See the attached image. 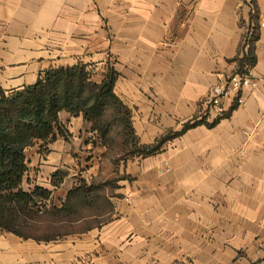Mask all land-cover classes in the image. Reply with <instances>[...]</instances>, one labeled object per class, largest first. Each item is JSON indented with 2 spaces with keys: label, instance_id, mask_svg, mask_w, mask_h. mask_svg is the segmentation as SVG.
<instances>
[{
  "label": "crops",
  "instance_id": "obj_1",
  "mask_svg": "<svg viewBox=\"0 0 264 264\" xmlns=\"http://www.w3.org/2000/svg\"><path fill=\"white\" fill-rule=\"evenodd\" d=\"M263 17L264 0H0L5 92L78 62L94 65L99 82L109 64L139 144L189 124L159 152L116 163L109 189L94 162L105 148L82 115L61 110L66 140L48 143L47 156L25 150L22 186L51 191L41 212L83 180L96 187L87 200L73 196L67 212L50 214L94 208L98 194L111 215L61 237L0 229V264H264ZM250 46L254 62L241 68ZM247 71L258 81L243 103L224 98L219 118L204 110L210 87Z\"/></svg>",
  "mask_w": 264,
  "mask_h": 264
},
{
  "label": "trees",
  "instance_id": "obj_2",
  "mask_svg": "<svg viewBox=\"0 0 264 264\" xmlns=\"http://www.w3.org/2000/svg\"><path fill=\"white\" fill-rule=\"evenodd\" d=\"M254 56L252 47L247 55L238 61L242 68L252 65ZM94 65L78 62L71 66L50 67L39 74L37 80L8 94L0 88V199L20 204L29 211L44 207V201L49 198L50 190L33 186L26 190L22 186L25 164V149L34 141L40 142L41 148L58 137L67 138V132L59 121V112L65 110L73 116L82 115L90 123V130L100 144L105 143L117 125L121 126L124 135L122 145L130 146L128 156H148L160 151L167 140L178 136L180 132L160 137L151 145L139 144L131 125L130 109L115 95L113 85L118 76L117 71L107 65L101 81L92 79ZM62 173H56L52 180L53 186H58ZM94 186H86L82 181L75 189L68 192L66 200L59 210L68 211V201L73 197L83 200L94 190ZM2 210H0L1 212ZM12 215L7 221L14 222ZM0 216V229L7 230ZM14 226H17L16 224ZM20 234V232L9 229Z\"/></svg>",
  "mask_w": 264,
  "mask_h": 264
},
{
  "label": "rangeland",
  "instance_id": "obj_3",
  "mask_svg": "<svg viewBox=\"0 0 264 264\" xmlns=\"http://www.w3.org/2000/svg\"><path fill=\"white\" fill-rule=\"evenodd\" d=\"M5 93L8 94L9 92L8 93L5 92ZM94 134L95 136L97 135L96 132ZM124 138L125 137L121 132V126L116 125L112 130L110 138L105 143L106 145H103V147L105 148L104 156L106 158H104V160L100 158L97 159L98 161L96 159L94 160L95 164L98 163L97 169L101 171L100 176L96 179V181H98L97 183H102L104 181H107L110 183L106 185V187L109 189L115 185V179L119 175V172L116 170L115 164L118 163L120 160L127 158L128 154H130L131 153L130 151L132 150L130 146V142L128 143L129 145L126 147L122 145V141ZM39 143L40 142L38 141H34L31 146L27 147L26 148L27 154L31 152L32 155L34 154L37 156L40 155L41 157L43 156L42 154L45 153V155L47 156L51 151L50 149H48V143H47V148L42 150L43 152H40L41 150H38L40 149ZM79 162L80 161H78V165ZM91 162L92 161H90V163ZM84 163L85 162L82 161V164ZM84 166H86V164H84ZM62 167L63 168L67 167V164H63ZM73 168L70 169L72 170ZM78 177L79 176H77L76 178ZM94 198H95L94 200L97 199L94 208H90V209L82 208L80 209L79 214L71 215L70 217H68L66 213L50 214L51 212H54L55 209L54 207L42 208L41 212L29 211L27 209L21 208L22 206L20 204H16L14 202L5 199H0V210H2L0 212V216L4 217L3 222L6 223L8 227L7 230L12 229L22 234L38 236L43 238L57 237V236L61 237L63 234H66L68 232L84 229L86 227H89L91 225H94L96 223H99L100 221L109 218V216L111 215L109 206L105 204L104 200H99L100 198L98 194L97 196H94ZM8 215H12L13 217H15L14 222L5 220L7 219ZM93 215L96 217H92ZM84 216L85 217L88 216V218L84 219L83 222L69 223V220H74V218L76 217L81 218ZM89 216H91L92 218H90ZM15 224L17 226H14Z\"/></svg>",
  "mask_w": 264,
  "mask_h": 264
},
{
  "label": "built area",
  "instance_id": "obj_4",
  "mask_svg": "<svg viewBox=\"0 0 264 264\" xmlns=\"http://www.w3.org/2000/svg\"><path fill=\"white\" fill-rule=\"evenodd\" d=\"M261 26H264V17L262 18ZM257 81V77L250 71L231 74L223 81L210 87L201 105L206 112L212 111L216 118L222 117L225 112L222 106V100L229 98L233 103H243V90L254 88L257 85Z\"/></svg>",
  "mask_w": 264,
  "mask_h": 264
}]
</instances>
